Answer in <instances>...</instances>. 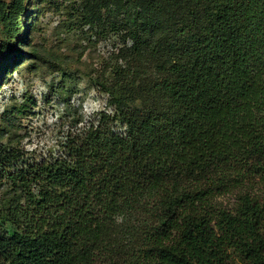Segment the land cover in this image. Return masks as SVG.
<instances>
[{"label":"trees","instance_id":"16d2710c","mask_svg":"<svg viewBox=\"0 0 264 264\" xmlns=\"http://www.w3.org/2000/svg\"><path fill=\"white\" fill-rule=\"evenodd\" d=\"M124 2L135 45L142 15L187 17L142 42L158 106L118 100L62 156L16 165L29 206L0 214V264H264V0Z\"/></svg>","mask_w":264,"mask_h":264},{"label":"rangeland","instance_id":"374dc122","mask_svg":"<svg viewBox=\"0 0 264 264\" xmlns=\"http://www.w3.org/2000/svg\"><path fill=\"white\" fill-rule=\"evenodd\" d=\"M124 1L0 0L2 216L16 204L29 206L28 187L24 192L9 179L17 164L62 156L67 141L98 115L111 114L118 100L122 107L138 108L143 114L158 106L159 99L149 91L163 75L143 53L142 42L161 37L153 31L156 24L166 27L173 18L187 17L183 10L174 9L142 15L139 25L149 33L141 29L135 45L127 34ZM10 47L29 56L19 61ZM117 74L124 78L127 92L116 86L108 92ZM30 188L38 193L36 186ZM222 201L231 205L235 197ZM4 231L12 234L18 228L6 223Z\"/></svg>","mask_w":264,"mask_h":264}]
</instances>
